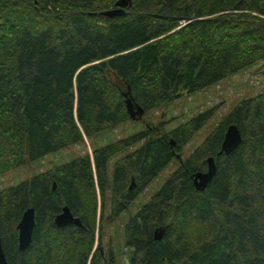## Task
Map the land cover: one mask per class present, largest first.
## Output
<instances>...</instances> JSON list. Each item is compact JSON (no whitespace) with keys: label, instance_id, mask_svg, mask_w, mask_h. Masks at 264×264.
Here are the masks:
<instances>
[{"label":"trees","instance_id":"obj_1","mask_svg":"<svg viewBox=\"0 0 264 264\" xmlns=\"http://www.w3.org/2000/svg\"><path fill=\"white\" fill-rule=\"evenodd\" d=\"M114 1L0 0V174L91 142L90 152L0 188L7 264H115L103 242L110 218L123 220L115 232L125 264H264V88L238 99L184 157L174 152L210 108L167 130L147 121L111 133L256 60L264 77V0H130L122 14L103 15ZM124 97L142 107L139 118L128 116ZM229 123L241 140L218 153ZM208 155L215 172L196 190L193 173ZM172 157L177 166L133 208L139 190L126 189L129 177L145 187ZM63 204L79 226L53 224ZM27 206L34 223L18 250L15 225Z\"/></svg>","mask_w":264,"mask_h":264},{"label":"rangeland","instance_id":"obj_2","mask_svg":"<svg viewBox=\"0 0 264 264\" xmlns=\"http://www.w3.org/2000/svg\"><path fill=\"white\" fill-rule=\"evenodd\" d=\"M261 61L256 60L250 65L238 70L234 74L225 76L216 82L210 83L202 88L183 92L179 97L169 101L163 106L148 109L143 114L140 120H126L125 123L115 126L111 130L113 136H125L144 126L145 122L158 124L159 130H167L178 123L189 119L198 112L210 108L209 117L202 123V125L189 137L183 144L177 147V152L181 157L186 156L189 151L194 148L200 140L210 131L211 126L218 121V119L226 113L238 99L251 96L264 88V77L261 73ZM90 139L84 138L81 143L68 145L51 152H48L41 157L35 158L29 163L22 164L17 168L9 169L0 174V188L15 184L30 174L37 171H43L51 168L54 165L65 162L77 154L90 152ZM120 154H115L107 164L108 176L112 169V161ZM177 166V159L172 157L170 161L143 187L133 199V208L140 202L146 200L151 192L155 190L165 179V177ZM108 192V191H106ZM106 196V195H105ZM107 207H110V200L105 198ZM117 220L122 222L119 218L108 222L105 220V239L109 238L113 246L116 256L115 264H125L126 248L123 247V237L115 232Z\"/></svg>","mask_w":264,"mask_h":264},{"label":"water","instance_id":"obj_3","mask_svg":"<svg viewBox=\"0 0 264 264\" xmlns=\"http://www.w3.org/2000/svg\"><path fill=\"white\" fill-rule=\"evenodd\" d=\"M130 0H115L113 5L102 10V14L107 17L117 16L124 12V7L128 6ZM125 110L130 118H139L143 112L140 105L134 104L128 97H124ZM241 135L234 123H229L224 132L219 144L218 153L228 154L233 150L240 142ZM169 142L173 143V139L169 138ZM175 157H179V153L174 152ZM206 166L204 170H196L192 176V184L196 190H202L206 183L210 180L215 172V163L212 155H208L205 158ZM51 188H54V181H52ZM34 208L33 206H27L20 214V217L15 225L16 246L18 250L26 248L30 241L31 231L34 223ZM53 224L57 227L66 226L68 224H74L79 226L80 218L74 215L66 204L60 207V210L56 212L52 218ZM164 232L162 225L156 226L153 229V238L159 239ZM101 252V250H100ZM0 264H7L0 241Z\"/></svg>","mask_w":264,"mask_h":264},{"label":"flooded vegetation","instance_id":"obj_4","mask_svg":"<svg viewBox=\"0 0 264 264\" xmlns=\"http://www.w3.org/2000/svg\"><path fill=\"white\" fill-rule=\"evenodd\" d=\"M131 188H135L137 190L142 191L143 187L140 184H136L135 180L133 179L132 176L129 177V180L126 184V189H131Z\"/></svg>","mask_w":264,"mask_h":264}]
</instances>
